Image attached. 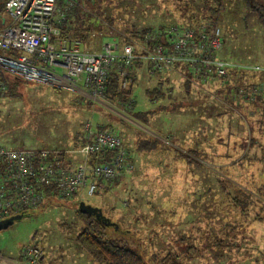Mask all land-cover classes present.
<instances>
[{
  "label": "rangeland",
  "instance_id": "374dc122",
  "mask_svg": "<svg viewBox=\"0 0 264 264\" xmlns=\"http://www.w3.org/2000/svg\"><path fill=\"white\" fill-rule=\"evenodd\" d=\"M77 2L71 21L81 26L83 38H73L84 51H97L113 39L120 44L137 39L130 31L208 22L213 8L223 38L215 56L232 65L264 68V36L258 34L263 29L246 0ZM4 73L8 90L0 94V147L72 149L80 145L84 122L91 119L120 136L133 167L113 183L104 182L108 187L95 194L70 200L47 196L1 229V264L7 257L28 264L20 253L32 243L43 250L44 259L36 264H98L77 242L81 200L101 207L117 222L120 229L109 226L108 234L124 240L147 264H264V167L257 161L264 157V124L253 118L252 134L238 127L246 106L234 103L215 118L211 108H222L211 85L196 88L193 83L192 92L185 94L182 84L190 79L176 71L162 82L158 74L137 70L129 93L132 108L116 99H93L87 90L55 88ZM155 87L159 93L150 95ZM167 87L173 88L172 97ZM136 112L149 114L144 119ZM141 140L152 147H143ZM176 148L196 152L187 163L174 153ZM243 155L252 164L238 163ZM231 159L237 162L227 170ZM225 174L234 182H219L229 180ZM167 253L172 260L162 259Z\"/></svg>",
  "mask_w": 264,
  "mask_h": 264
},
{
  "label": "built area",
  "instance_id": "2783aa9c",
  "mask_svg": "<svg viewBox=\"0 0 264 264\" xmlns=\"http://www.w3.org/2000/svg\"><path fill=\"white\" fill-rule=\"evenodd\" d=\"M75 3L4 0L0 68L24 80L89 91L98 99L113 71L120 87L128 88L139 60L148 63L152 72L176 71L195 84L223 77L235 66L215 56L223 38L217 25L208 22L154 28L139 39L127 38L122 44L113 39L102 43L100 50L84 51L80 40L63 36L59 26ZM81 139L78 147L67 150L0 147V219L39 207L47 196L70 200L95 194L106 188L104 182L112 183L132 169L122 139L111 129L86 119ZM42 253L32 243L22 249L21 257L36 264ZM1 262L20 261L3 258Z\"/></svg>",
  "mask_w": 264,
  "mask_h": 264
},
{
  "label": "trees",
  "instance_id": "16d2710c",
  "mask_svg": "<svg viewBox=\"0 0 264 264\" xmlns=\"http://www.w3.org/2000/svg\"><path fill=\"white\" fill-rule=\"evenodd\" d=\"M3 2L4 0H0V12L2 10ZM246 4H247V8L251 9V12L256 14V17H257L256 19L258 20L257 22H259V24L261 25L263 29V31L258 32V34H261L262 36H264V4L260 3L259 1H254L251 3L249 0H246ZM77 5H78V2L75 3L73 8L68 12V15L66 16L65 20L59 26L61 28V34L63 36L77 37L81 39L83 37L80 31L83 29H80L81 26L72 24V21H71L72 17L77 14V11L79 9L77 8ZM213 11H216V9L213 10V8H210L209 15H207L206 17L210 19V21L208 20V23H211V24H215V19L213 18V15H212L214 14ZM182 25H194V23L193 24L187 23V24H182ZM164 27H167V26L145 28L141 30L140 32H135V31H130V32L132 35H135L137 39H139L142 36V34L146 31L153 30L154 28H164ZM121 40H124V39L121 38ZM140 69H143L144 71L150 74L160 75L159 80H161L162 82L164 79H166V77L170 75V73L152 72L150 70V65L148 63L139 60L134 63L133 70H132L133 80L130 86L126 89L121 88L119 77L113 71V73L110 75V77L107 79L106 83L104 84L103 97H106L109 99L110 98L116 99L121 104L123 103H124L123 105L128 104L132 108L134 104V99L131 96H129V93L131 91V87L133 83H135L136 81V76H137L136 71ZM4 71L6 70L0 68V94H4L5 91L8 90L7 83L6 81H4L6 78ZM6 72L10 73L16 79L23 80L15 76L9 71H6ZM176 74L181 76L179 73H176ZM163 76H166V77L163 78ZM158 84L161 85V82L159 81ZM192 84L193 82H191L188 79L185 80V82H183L182 85L184 87L185 94L189 95L192 92V89L194 88ZM207 85H211L212 90L216 93L215 96L218 97L219 105L222 108V109L217 108V107L211 108L210 112L212 115H215L214 116L215 118L220 117L225 113V110H224L225 107L227 109H230L229 107L233 108V105L235 103L237 106L239 105L246 106L244 107L245 115H242V121H239V123L237 124L238 127L242 128V130L252 134L253 127H254L253 118H256L255 122H258L260 125L264 124V68L251 67L248 65L247 66L235 65L231 68H228L227 74L225 76L223 77L218 76V78L211 80L210 82L206 84H195V87L201 88ZM242 89L244 90V92L240 91ZM171 91H173V88L167 87L166 93L169 97H172ZM247 91L251 94L250 96H247ZM148 93L150 95L155 96L156 93H159V89L158 87L152 88L148 91ZM131 99L132 101H130ZM134 114L146 119V116L147 114H149V112H136ZM247 136H245L244 138H246ZM250 139L251 141L256 140L252 136L250 137ZM141 142H142L143 147L145 148H149L151 146V144L149 143V140H141ZM238 142L239 143L241 142L240 144H243V141L241 140ZM9 149H15V148H9ZM172 150L175 151L174 153L177 152L176 154L183 161H185L186 159H189L190 157L192 158V156L196 152V150L194 149L186 150V152L178 148L172 149ZM245 155H243L242 157H240V159H238V163L245 164V165L252 164L251 158ZM231 160H232L231 161L232 163L228 164L227 166L225 165L226 166V167L224 166L225 169L227 170L230 169V165L232 164V166H234L235 165L234 163L237 162L236 159H231ZM257 161H260L261 166L264 167V157L257 159ZM220 164H223V163H220ZM224 176L229 178V180L221 179L219 182H221L222 184H226V183L231 184V182H234V179L231 178L230 176L226 174ZM262 198H264V194L262 195ZM236 205H239V204H236ZM21 212H27V210L21 211ZM76 212H77L79 221L81 222V230L78 232L77 237H76L78 245L90 255V257L93 259L94 262L98 264H147L144 258L141 256V254L135 251L134 249H132L131 247H129L128 244L124 240L115 239L111 237L108 234V231H109L108 227L105 226L99 220H97L94 216L88 215L86 213H81L79 210H76ZM165 257L170 258L172 260L170 253L163 255L162 259H164Z\"/></svg>",
  "mask_w": 264,
  "mask_h": 264
},
{
  "label": "water",
  "instance_id": "95a60500",
  "mask_svg": "<svg viewBox=\"0 0 264 264\" xmlns=\"http://www.w3.org/2000/svg\"><path fill=\"white\" fill-rule=\"evenodd\" d=\"M78 210L81 213H86L88 215L94 216L97 220L102 222L107 227L111 226L117 230L120 228L119 224L115 221H112L108 216H106L103 213L102 208L99 206H94L90 203H87V202L81 200L78 203ZM25 213L26 212H18V213L10 215L8 217L0 219V230L8 227L15 220L20 219Z\"/></svg>",
  "mask_w": 264,
  "mask_h": 264
},
{
  "label": "crops",
  "instance_id": "0c3cea01",
  "mask_svg": "<svg viewBox=\"0 0 264 264\" xmlns=\"http://www.w3.org/2000/svg\"><path fill=\"white\" fill-rule=\"evenodd\" d=\"M86 90V89H85ZM44 254H45V251H44ZM20 256H21V253H20ZM7 257V256H6ZM8 259H10V260H18V259H12V258H9V257H7ZM44 258H42L41 259V261L43 260ZM39 263H40V261H39ZM20 264V263H19Z\"/></svg>",
  "mask_w": 264,
  "mask_h": 264
}]
</instances>
